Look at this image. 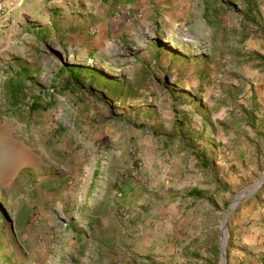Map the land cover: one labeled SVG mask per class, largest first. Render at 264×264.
I'll return each instance as SVG.
<instances>
[{
	"label": "rangeland",
	"instance_id": "rangeland-1",
	"mask_svg": "<svg viewBox=\"0 0 264 264\" xmlns=\"http://www.w3.org/2000/svg\"><path fill=\"white\" fill-rule=\"evenodd\" d=\"M112 4L124 26L99 61L72 41L3 48L0 264L264 263L246 252L264 182L245 196L264 173V0Z\"/></svg>",
	"mask_w": 264,
	"mask_h": 264
},
{
	"label": "crops",
	"instance_id": "crops-1",
	"mask_svg": "<svg viewBox=\"0 0 264 264\" xmlns=\"http://www.w3.org/2000/svg\"><path fill=\"white\" fill-rule=\"evenodd\" d=\"M112 2L113 0H0V61L4 58L13 59L18 56L3 55L2 51L7 46L18 47L19 40L22 38L53 40V46H60L64 41L65 43L72 41L75 45L89 44L91 59L101 60L103 48L111 45L110 42L115 33L124 26H121V23H116V18L109 16L111 9L114 7ZM84 15H94L96 17L89 24V21L83 19ZM145 60L149 64L156 60L160 66L164 62L162 57L160 59L147 57ZM167 72L172 77H178L177 60L171 62L170 70ZM242 107L248 108L250 106L243 104ZM246 108H243V111L247 110ZM254 114L257 116L256 112ZM243 116L245 117V114ZM198 122L203 123L202 120H198ZM203 130L204 136H208L210 128L205 122L203 123ZM223 135V132L218 133V140H221ZM196 140L198 139L196 138ZM204 141L205 139L198 140L200 143H204ZM262 200L264 201V191ZM89 223H91L90 218H84L83 225L89 226ZM190 237L194 238V234L192 233ZM216 239L219 246L220 230ZM259 241H262L261 237ZM211 246L216 247L213 238ZM187 249L194 252V243L188 246ZM246 250V252L250 250L251 253L264 256V244L257 246L251 244L246 247ZM250 262L251 264H264L260 260L251 259Z\"/></svg>",
	"mask_w": 264,
	"mask_h": 264
},
{
	"label": "water",
	"instance_id": "water-1",
	"mask_svg": "<svg viewBox=\"0 0 264 264\" xmlns=\"http://www.w3.org/2000/svg\"><path fill=\"white\" fill-rule=\"evenodd\" d=\"M264 182V173H263V175L261 176V179L256 183V184H254L253 186H252V189H250L246 194H245V196H247V195H249L252 191H254L260 184H262ZM240 198V196H236V199L233 201V203L235 204L236 202H237V200ZM233 204V205H234ZM229 211L227 210L226 211V214L228 213ZM222 238H221V244H222V246L224 247L225 246V238H224V225H223V227H222ZM224 253L222 252V254H221V259H222V264L224 263V255H223Z\"/></svg>",
	"mask_w": 264,
	"mask_h": 264
},
{
	"label": "trees",
	"instance_id": "trees-1",
	"mask_svg": "<svg viewBox=\"0 0 264 264\" xmlns=\"http://www.w3.org/2000/svg\"><path fill=\"white\" fill-rule=\"evenodd\" d=\"M211 22V21H210ZM39 100H32V104H30L32 109H36L39 107ZM198 193V190L196 188H191L187 191L188 196H195Z\"/></svg>",
	"mask_w": 264,
	"mask_h": 264
}]
</instances>
